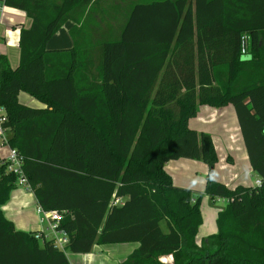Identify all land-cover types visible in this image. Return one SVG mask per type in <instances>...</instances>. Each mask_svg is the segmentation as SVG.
Instances as JSON below:
<instances>
[{"label": "trees", "instance_id": "obj_1", "mask_svg": "<svg viewBox=\"0 0 264 264\" xmlns=\"http://www.w3.org/2000/svg\"><path fill=\"white\" fill-rule=\"evenodd\" d=\"M94 1L5 0L31 19L20 29L18 65L0 55L7 144L22 156L37 204L67 211L59 223L65 251L137 242L119 264H264V0L134 2L119 39L101 46L100 83L83 81L84 46L46 48ZM19 92L44 107L20 103ZM200 104L234 107L261 186L231 189L213 178L212 138L188 125ZM181 158L209 167L204 192L211 204L227 199L217 231L199 244L202 192L174 185L164 168ZM16 183L0 164V264H70L52 240L18 230L4 216ZM165 255L171 262L160 260Z\"/></svg>", "mask_w": 264, "mask_h": 264}, {"label": "crops", "instance_id": "obj_2", "mask_svg": "<svg viewBox=\"0 0 264 264\" xmlns=\"http://www.w3.org/2000/svg\"><path fill=\"white\" fill-rule=\"evenodd\" d=\"M138 1L145 2L149 0H95L90 6L86 7L80 21L75 22L73 20H68L58 30H56L48 39L46 48L49 50H71L72 48L78 49V47L81 48L82 46H84L85 51L83 57L85 58L84 61H86V66L89 69V72L87 73V79H83V81L100 83L101 77L98 74V69L101 65L102 60L103 49L101 46L106 41L119 39L121 28L129 13V9L134 2ZM30 25L31 19L27 17L26 14L21 10L6 6V8L2 12H0V55H4L6 57L11 68H15L19 62L18 38L20 29L29 28ZM72 30L73 34L71 33ZM18 100L20 103L31 107H44L43 103L25 92H19ZM231 107L234 110V107L231 104L221 107H212L207 104H200L197 107V113L194 117L199 123L200 128H196V124H191L190 119L188 121V125L190 128H193L196 131H204L209 133L215 149L218 147V143H227V145L229 146L228 143L232 139V135H236V133L238 132L240 133L235 110V121L227 123L224 119H222V116L224 114L232 113L234 115V113L231 111ZM217 116H219L220 121L215 123V119L217 118ZM231 132L233 134H231ZM7 151L8 147L3 146L0 143V158L5 157L7 155ZM244 159H246L248 162L246 150ZM171 162L172 160L168 161L165 164V170L167 169V165L171 164ZM235 179H237L236 175ZM237 185L242 184H236L233 187H227L232 189ZM36 204L37 201L34 194L18 186L11 191L10 199L6 204L1 206V210L4 216L13 222L16 229L25 232L36 231L40 229V224L38 222V217L35 211ZM224 206L225 202L222 205H219L214 201L212 207L216 208L215 219L217 216V212L220 209L224 208ZM212 233L213 232H210V234ZM203 237L205 236L199 237L198 228V232L196 234V243L199 244ZM116 244H121L126 247H122L123 249L109 248L111 246L113 248V246H115ZM137 246V242L102 244L103 248H101L100 246V248L96 250L104 251L105 253L110 254V256L105 255V263L119 264ZM90 252L86 254H90ZM113 253H116L118 256H115ZM160 260L162 262L169 263L172 260V256L165 255L160 257Z\"/></svg>", "mask_w": 264, "mask_h": 264}, {"label": "rangeland", "instance_id": "obj_3", "mask_svg": "<svg viewBox=\"0 0 264 264\" xmlns=\"http://www.w3.org/2000/svg\"><path fill=\"white\" fill-rule=\"evenodd\" d=\"M231 109L234 113L232 107ZM222 119L227 123H231L235 121V113L234 115L232 113L224 114ZM190 121L191 124H196V128H200L196 118H190ZM219 121V116H217L215 123ZM231 134L233 133L231 132ZM228 144L229 146L227 143H218V147L215 149L218 152V160L213 167V178L224 182L226 186L229 187H233L236 184L255 186L254 181L256 178H259V176L250 169L249 161L247 162V160L244 159L245 148L240 133L238 132L236 135H232V139ZM166 171L170 174L175 185L197 189L202 192L199 203L202 216V223L199 227V237L207 236L210 232L215 233L217 231L215 219L216 208L212 207L209 196L204 192L209 167L202 160L181 158L172 160L171 164L167 165ZM235 175L237 179H235ZM226 200L227 199L217 197L214 201L222 205L224 202L226 204ZM40 226L45 228L46 224L40 223ZM39 243H41V240H39ZM100 246L103 248L102 245L95 244L90 254L85 253L79 255L80 253L77 254L68 251H66L65 254L71 264H107L105 263V255L110 256V254L96 250L100 248ZM122 247L126 246L116 244L113 248L112 246L109 248L123 249ZM113 254L118 256L116 253Z\"/></svg>", "mask_w": 264, "mask_h": 264}, {"label": "built area", "instance_id": "obj_4", "mask_svg": "<svg viewBox=\"0 0 264 264\" xmlns=\"http://www.w3.org/2000/svg\"><path fill=\"white\" fill-rule=\"evenodd\" d=\"M6 8L5 0H0V12ZM249 37L247 34H243L240 38V51L242 55H246ZM6 121L5 109L0 105V143L3 146L8 147L7 155L0 158V164L6 163L7 170L17 176V185L24 188L26 191L31 192L30 185L23 174L22 163L23 158L15 148L9 147L6 139V129L3 127V123ZM263 180L259 177L255 179V186H261ZM121 201L120 198H115L113 203L117 204ZM35 211L38 217V222L45 223L46 227L36 230L34 233L35 238H41L42 236L46 240H52L53 246L59 250L66 252L65 247L68 243L67 233L59 228L60 221L64 218L66 210H44L41 206L36 204Z\"/></svg>", "mask_w": 264, "mask_h": 264}]
</instances>
